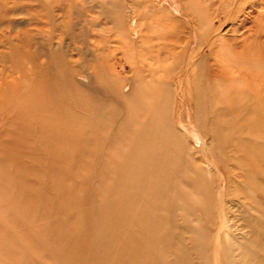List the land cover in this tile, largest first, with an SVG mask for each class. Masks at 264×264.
Masks as SVG:
<instances>
[{
	"label": "rangeland",
	"instance_id": "1",
	"mask_svg": "<svg viewBox=\"0 0 264 264\" xmlns=\"http://www.w3.org/2000/svg\"><path fill=\"white\" fill-rule=\"evenodd\" d=\"M0 264H264V0H0Z\"/></svg>",
	"mask_w": 264,
	"mask_h": 264
},
{
	"label": "bare ground",
	"instance_id": "2",
	"mask_svg": "<svg viewBox=\"0 0 264 264\" xmlns=\"http://www.w3.org/2000/svg\"><path fill=\"white\" fill-rule=\"evenodd\" d=\"M214 19L215 18H213V17L211 19H209V20H211V22H210V30L213 32V34L216 35L219 32H217L218 29L214 28V24H216V22H218L220 20V18L218 19V17H217L216 20H214ZM238 29L241 30V27L240 26H234L232 31L236 32V31H238ZM208 35H209V31H207V34H202V33L200 34V38L202 36L203 37H202L201 41L199 42L197 49L194 51V55L199 53L203 48H205V47L210 45L209 40L208 39L207 40L204 39V37H206ZM215 35H213V36H215ZM177 38H178V36H176V34H175V36L172 37V39L170 38L171 39L170 42L169 41L165 42V46L168 47L166 50H167V52L170 55H173V57H176L177 59L179 57L182 60H184L185 58H183L182 54H184V52L187 51V50H181V51L179 50V42L180 41ZM216 38L219 39L220 42L229 41L225 35L224 36L219 35V36H216ZM259 38L261 39V36H259ZM231 40H232V38H231ZM241 40H242V38H239L237 35H234L233 36V41H229V42L232 45H238V44L240 45ZM149 48H150V46H149ZM157 50L158 49L156 47V49H153V52H155ZM209 51H212V53L214 54L213 60L220 66L221 70L219 72L221 73V75H223V72L226 70L225 66H226V62L229 61V58L233 57V55H239V54H234L233 52H231L229 50L224 51V50L217 49L216 47H211ZM157 57H158L157 55H154L153 57H151L149 59V62H150V64H152L151 66L154 69V72L159 76L160 73H161L160 72V66H159V64L155 63V62H157V59H156ZM220 102H225V99L220 100Z\"/></svg>",
	"mask_w": 264,
	"mask_h": 264
}]
</instances>
